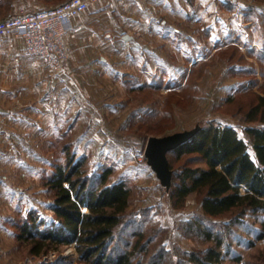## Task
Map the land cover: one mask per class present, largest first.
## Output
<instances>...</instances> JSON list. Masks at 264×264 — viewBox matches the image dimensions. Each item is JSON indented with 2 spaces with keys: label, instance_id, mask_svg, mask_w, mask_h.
<instances>
[{
  "label": "rangeland",
  "instance_id": "1",
  "mask_svg": "<svg viewBox=\"0 0 264 264\" xmlns=\"http://www.w3.org/2000/svg\"><path fill=\"white\" fill-rule=\"evenodd\" d=\"M66 1L0 0V22ZM77 19L86 31L69 37L73 62L55 74L38 58L44 83L30 124L19 137L7 126L0 141V264H86L74 244L35 256L19 240V224L31 217L44 222L39 231L57 222L46 182L73 158L90 177L111 169L108 184H126L128 213L149 221L147 237L158 238L151 248L163 244L177 264L214 243L189 226L203 218L202 196L172 198L148 164V140L214 124L248 141L245 128L260 125L246 115L263 93L264 0H101ZM190 157L172 156L174 170L203 166ZM234 216L206 219L227 236L222 264L237 255L260 262L264 239L255 234L264 217L231 224Z\"/></svg>",
  "mask_w": 264,
  "mask_h": 264
},
{
  "label": "trees",
  "instance_id": "2",
  "mask_svg": "<svg viewBox=\"0 0 264 264\" xmlns=\"http://www.w3.org/2000/svg\"><path fill=\"white\" fill-rule=\"evenodd\" d=\"M247 122L259 126L245 128L248 141L233 127L209 125L189 142L168 153L173 171L172 198L183 203L191 193L202 196L203 218L193 228L214 245L196 252H185L177 264H222L226 235L213 231L206 219L235 214L231 224L244 223L248 215L264 217V85L256 104L246 115ZM254 150L253 158L250 149ZM193 155L191 161L203 166H183L174 170L172 156L178 160ZM83 160L57 165L46 185L54 191L53 211L57 222L43 231L36 217L19 224V240L28 242L35 256L74 244L86 264H175L163 244L151 248L156 235L147 237L149 221L128 213L131 191L124 182L108 184L112 174L106 169L90 177ZM263 231L256 239H264ZM192 227V226H191ZM254 246L255 242H250ZM229 254V251H227ZM242 264L241 255L231 257ZM254 264H262L264 257Z\"/></svg>",
  "mask_w": 264,
  "mask_h": 264
},
{
  "label": "built area",
  "instance_id": "3",
  "mask_svg": "<svg viewBox=\"0 0 264 264\" xmlns=\"http://www.w3.org/2000/svg\"><path fill=\"white\" fill-rule=\"evenodd\" d=\"M100 1L67 0L54 8L1 21L0 46L5 44L6 38L21 36L27 55L42 59L52 73H65L72 55L67 25Z\"/></svg>",
  "mask_w": 264,
  "mask_h": 264
},
{
  "label": "crops",
  "instance_id": "4",
  "mask_svg": "<svg viewBox=\"0 0 264 264\" xmlns=\"http://www.w3.org/2000/svg\"><path fill=\"white\" fill-rule=\"evenodd\" d=\"M78 21L75 18L67 25L68 43H71L69 42L71 35L86 31L77 23ZM39 60L26 54L25 42L21 36L6 38L5 44L0 46V141L7 138L5 130L7 126L13 124L15 126L13 130L17 133V135L14 133L13 137H19L18 127L21 124H30V113L33 112V105L37 101L39 81L44 83L41 71L45 64ZM72 62L71 60L70 64Z\"/></svg>",
  "mask_w": 264,
  "mask_h": 264
},
{
  "label": "water",
  "instance_id": "5",
  "mask_svg": "<svg viewBox=\"0 0 264 264\" xmlns=\"http://www.w3.org/2000/svg\"><path fill=\"white\" fill-rule=\"evenodd\" d=\"M124 39L129 41L132 37L126 35ZM200 130V127H196L193 130L178 132L163 137H151L148 140L145 152L148 164L167 189H171L173 182V171L170 167L168 153L192 140Z\"/></svg>",
  "mask_w": 264,
  "mask_h": 264
}]
</instances>
